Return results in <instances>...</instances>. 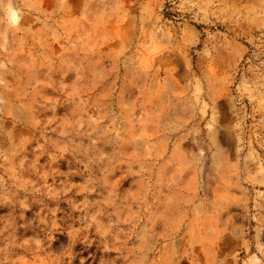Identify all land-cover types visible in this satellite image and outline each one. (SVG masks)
<instances>
[{
  "label": "rangeland",
  "instance_id": "1",
  "mask_svg": "<svg viewBox=\"0 0 264 264\" xmlns=\"http://www.w3.org/2000/svg\"><path fill=\"white\" fill-rule=\"evenodd\" d=\"M0 264H264V0H0Z\"/></svg>",
  "mask_w": 264,
  "mask_h": 264
}]
</instances>
